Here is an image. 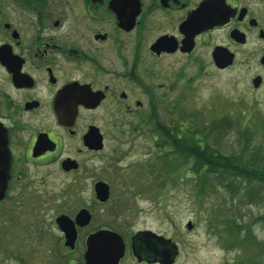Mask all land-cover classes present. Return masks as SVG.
Segmentation results:
<instances>
[{
  "label": "flooded vegetation",
  "instance_id": "obj_1",
  "mask_svg": "<svg viewBox=\"0 0 264 264\" xmlns=\"http://www.w3.org/2000/svg\"><path fill=\"white\" fill-rule=\"evenodd\" d=\"M218 50L234 54L233 64L219 68ZM203 52L220 70L237 61L263 66L264 0H0V227H7L0 249L9 258L29 261L28 211L37 216L54 206L50 225L60 234L56 254L68 258L64 264H93L107 248L94 243L101 231L121 237L119 264H167L172 240L130 230L109 202L112 184L91 178L114 177L125 136L156 125L157 91L169 100L176 95L171 111L184 109L204 70ZM165 59H176L179 70L165 64L157 73ZM67 178L71 185L48 191ZM98 182L110 187L105 202ZM82 211L90 216L84 225ZM62 217L71 223L69 236ZM11 230L20 237L14 243Z\"/></svg>",
  "mask_w": 264,
  "mask_h": 264
},
{
  "label": "rangeland",
  "instance_id": "obj_2",
  "mask_svg": "<svg viewBox=\"0 0 264 264\" xmlns=\"http://www.w3.org/2000/svg\"><path fill=\"white\" fill-rule=\"evenodd\" d=\"M251 47L249 45L245 50ZM202 59L204 70L191 84L189 96L181 102L183 110L169 109L176 98L174 93L169 100L166 91H162L165 92L162 96L157 91L159 123L170 126L171 130L179 127L182 129L179 134H187L189 128L191 134L200 128L204 130L209 123L224 122L225 118L233 122L238 120L249 134H254L248 150L264 152V83L259 89L252 85L257 76L264 81V67L237 61L220 70L210 64L206 52ZM165 64L179 70L176 59L171 63L165 59L155 65L157 73L168 70ZM218 131L214 137L210 136V143L214 141L221 153L232 156L244 148L240 132L234 127ZM160 134V128L154 125L132 137L125 136L121 148L124 155L113 162L115 176L96 172L91 178V182L106 179L112 184L109 202L120 210L124 225L133 232L151 231L172 240L171 245L175 248H172L167 264H253L264 259V198L246 204L247 200L240 201L237 194L232 197L216 184L203 187L201 178L191 171L190 163L181 164L177 172L171 171L164 163L181 162L182 157L171 152L167 159L163 157L171 148H161L164 138ZM92 165L101 167L102 163L93 162ZM56 181L57 184L49 186L48 191L57 193L61 187L72 183L69 178ZM262 188H259L260 194L264 192ZM62 202L56 200V203ZM53 209L54 206H43L40 213L36 212L37 216L32 214L35 211H28L31 223L27 232L33 234V239L24 243L29 256V261L22 260L25 264H64L68 261L56 254L62 248L59 232L50 225ZM0 217L6 218L4 213H0ZM188 223L193 225L191 230ZM4 228L7 229L1 226L0 230ZM246 229L253 233V240L249 242L245 240ZM10 232L8 239L13 243L18 241L16 231ZM2 234L1 247L4 245ZM0 264L16 262L0 249Z\"/></svg>",
  "mask_w": 264,
  "mask_h": 264
},
{
  "label": "trees",
  "instance_id": "obj_3",
  "mask_svg": "<svg viewBox=\"0 0 264 264\" xmlns=\"http://www.w3.org/2000/svg\"><path fill=\"white\" fill-rule=\"evenodd\" d=\"M157 115H155V124L160 128V135L164 138L161 148L170 146L171 154L175 153L182 157L181 162H165V167L169 165L171 171L177 172L181 164L190 163L191 171L201 178L203 187L216 184L218 187H223L232 197L237 194L240 201L247 200L246 204L256 203L264 198V192L259 193L261 190L259 188L264 187V152L257 149L248 150L254 134H249L250 132L245 126H241L238 120L233 122L225 118L224 122L220 120L219 123H209L205 125L204 130L200 128L191 134L188 133L190 129L187 128V134L180 137L179 131L182 129L174 128L175 134L172 130L164 129ZM233 127L236 132H240L239 136L244 142V148L242 147L236 155L228 156L215 147L214 141L210 143V136L214 137L213 135L219 132L218 129L226 131ZM169 155V151H166L163 157L167 159ZM236 227L240 230L239 225ZM245 232V240L247 239L248 242L253 240V233L248 229ZM259 263L264 264V259L253 262V264Z\"/></svg>",
  "mask_w": 264,
  "mask_h": 264
},
{
  "label": "water",
  "instance_id": "obj_4",
  "mask_svg": "<svg viewBox=\"0 0 264 264\" xmlns=\"http://www.w3.org/2000/svg\"><path fill=\"white\" fill-rule=\"evenodd\" d=\"M220 50L214 53V58L217 62L219 68L223 69L234 62V54H223ZM262 65L264 66V57L261 60ZM263 82L261 76H257L252 80V85L255 89H258ZM91 139H95L94 133H91ZM96 190L98 194V198L100 201L105 202L110 197V187L105 182H98L96 184ZM90 219L87 211H82L77 220L82 223V225L86 224ZM69 219L62 217L58 220L60 226L67 232V236L71 235V223L68 221ZM188 229L191 230L193 225L192 223H188ZM148 235L156 236L154 233H147ZM159 240H163L161 237L156 236ZM94 243H102L107 246L102 250H98L99 256L97 253L93 259V264H119V259L122 257L124 253V246L121 237L111 231H101L93 236ZM69 243V242H68ZM119 244V245H118ZM175 247L173 246V249ZM176 253V252H175ZM174 253V254H175ZM96 259V261H95ZM172 261V260H171Z\"/></svg>",
  "mask_w": 264,
  "mask_h": 264
}]
</instances>
